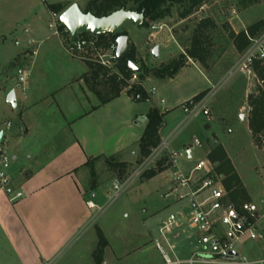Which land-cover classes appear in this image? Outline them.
I'll list each match as a JSON object with an SVG mask.
<instances>
[{"label":"rangeland","instance_id":"obj_1","mask_svg":"<svg viewBox=\"0 0 264 264\" xmlns=\"http://www.w3.org/2000/svg\"><path fill=\"white\" fill-rule=\"evenodd\" d=\"M67 1L77 3L83 11L88 4V0H0V76L3 77L6 73L17 75L18 68L28 64L26 61L22 62L20 56L31 47L28 44L29 39L32 38L39 43L40 39L50 37L52 39L48 43H58V38L52 37L53 29L49 27L50 5ZM187 6L188 1L181 5H174L172 16L158 23L174 26L173 31L186 51L191 44L197 24L205 18L213 20L214 26H210L207 30L208 56L204 63L193 60L202 67H207L205 69H209L210 75L218 76L211 87L216 86L219 89L209 101L210 113L212 114L213 111L215 119L210 121L211 127L207 128L208 117L201 113L179 127L185 116L182 110L178 118L175 117L176 119L168 122V126L161 131L160 144L164 140L169 141L167 151L180 152L178 167L184 173H189L201 160L209 157L210 147L214 149L218 143L217 146H222L228 152V157L255 196L254 199L264 197V146L260 148L255 144L248 118L250 111L248 96L251 91L242 73L229 78L231 68L246 49L239 51L236 48L230 32L239 33L247 30L257 21L264 20V3L260 1L258 4L245 8L240 6L239 0H206L188 18L181 19L180 12ZM167 25L153 31L150 25L138 26L133 21L124 23L123 27L130 36V44H133L136 49L138 66L141 67L144 64L149 68L161 67L171 55L176 53L177 46L171 38ZM153 32L156 34L151 39L150 34ZM62 38L68 49L66 37ZM160 42L163 45L161 56L155 57L153 48L160 45ZM100 51L107 50L102 48ZM39 52L41 54L35 60L42 59L44 54L41 49ZM180 55L177 54L171 60L179 58ZM72 56L86 62L97 63L95 61L97 52L93 50ZM45 60L50 66L55 64L52 59L53 62H50V58ZM188 60L189 58L186 61ZM32 61L33 58H29L28 62L32 63ZM193 68H187L185 71L192 72V76L176 86V88H182L184 93L198 88L199 83L202 82L201 75H198ZM110 70L119 72V69ZM151 76L154 75H148L145 83L147 88H156L157 95L154 101L158 103L160 98L165 97L162 92L164 81L156 76H154L156 80H153ZM102 90L105 89L102 87ZM122 96L126 102H131L130 95L125 89ZM5 100L0 95V109L6 106ZM140 102L145 104L144 106L150 105L144 100ZM0 117L5 123L11 120V128L19 130V118L8 113H0ZM16 142L17 140H13L5 145V149L12 158L15 172L24 169L27 163L25 162L27 158H22L18 153ZM188 150H191V157L188 155ZM132 152L127 149L125 153L127 160L133 162L132 164L124 162L127 164L126 173H122L124 168L117 166L118 159L113 157L101 158L92 165L95 174L90 178L89 186L95 184L96 188L93 192L89 191L87 197L93 198L95 193L96 197L93 199L97 207L92 209L91 219L59 252L53 264H162L163 257L155 245L157 239L163 241L171 257H174V254L179 257L191 254L196 242L187 240L182 233L183 230L191 231L187 219H183L182 215L188 214L189 204L187 201L176 203L173 195L167 198L164 196L172 188V169L168 167L167 153H164L162 159L150 167L156 170L160 163H163L166 169L149 179H144V175L132 177L141 165L138 163L140 157L136 161ZM131 177L130 184L116 196L117 190L114 188L116 180H119V184H123ZM170 214H176L183 225L167 236L170 241L166 243L161 236L160 227ZM99 234L104 235L108 241L102 251L98 248ZM171 244L176 245L174 252L169 250L168 246ZM245 250L248 251L250 248ZM15 251V248L6 240L4 230L0 229V264H19ZM254 253L252 252V257H262L261 254Z\"/></svg>","mask_w":264,"mask_h":264},{"label":"crops","instance_id":"obj_2","mask_svg":"<svg viewBox=\"0 0 264 264\" xmlns=\"http://www.w3.org/2000/svg\"><path fill=\"white\" fill-rule=\"evenodd\" d=\"M167 26L177 51L165 62L177 54H185L173 31L174 26ZM52 37L58 38L57 44L48 43L52 39L50 37L40 39L35 46L29 44L32 38L28 40L31 47L20 56L22 62L28 63L25 65L28 66V76L24 83L19 81L16 73L0 76V95L6 99V106L1 107L0 113L20 119L19 130H13L12 121L5 123L0 117V131L4 133L1 145L5 147L6 143L17 140L18 153L28 159L25 158L24 169L15 172L11 166L10 170L15 186L24 190V197L12 202L0 189V229L4 230L6 240L15 248L19 264L47 263L84 228L93 215V208L87 203L96 197L95 193L93 198L87 197L88 192L96 188L95 184L89 186L90 178L95 174L92 165L101 158L110 157L132 164L125 155L127 149L133 151L136 161L139 159V142L147 122L139 125L136 120L142 119L152 107L166 112L161 135L168 122L181 114V105L211 88L218 78L210 75L209 69H205L207 67L189 58L175 76L160 78L164 81L162 92L165 97L158 103L154 101L157 93L151 101H146L149 106L131 96V102H126L122 96L124 91L120 96L101 103L100 96L88 83L90 68L87 62L72 56L62 37L56 34ZM37 45L38 53L34 56L32 50ZM162 48L160 42V56ZM40 49L44 55L42 59L35 60L41 54ZM29 58H33L32 63L28 62ZM45 58H50V62L54 60L55 64H46ZM190 67L201 75L202 82L186 94L176 86L192 76V72H185ZM151 78L156 80L154 76ZM146 79L144 86L147 88ZM13 88H17V108L7 102V95ZM213 119L212 111L207 128L211 127ZM9 122L11 125L8 127ZM212 149L210 147L208 154ZM240 178L250 200L263 198L256 197L255 200ZM248 246L250 255L252 252L263 254V241Z\"/></svg>","mask_w":264,"mask_h":264},{"label":"built area","instance_id":"obj_3","mask_svg":"<svg viewBox=\"0 0 264 264\" xmlns=\"http://www.w3.org/2000/svg\"><path fill=\"white\" fill-rule=\"evenodd\" d=\"M60 16L61 13L51 11L49 27L57 36L66 37L68 51L72 55L93 50L97 52L95 61L98 64L109 69H119L116 59L117 43L105 48L106 52H101L103 47L97 46V35L78 33L72 36L70 30L61 23ZM163 26L164 24L153 22L150 24V29L160 30ZM155 34L151 33L150 38L153 39ZM246 34L249 44L231 68L229 78L242 73L245 75L249 90L253 93L259 89L264 90V29L255 34H250L246 30ZM29 44L35 46L37 42L31 39ZM37 53L38 45L32 50L34 56ZM17 74L19 81L24 83L28 76V66L19 67ZM135 84L143 87L146 94L145 96L142 93L133 94L132 98L136 101H151L157 93L155 87L144 86V80L138 72H133L131 77L126 79L125 90H132ZM218 89L219 87L216 86L211 87L201 99H191L183 103L181 108L185 116L179 127L201 113L210 117L209 101ZM10 125L9 122L8 127ZM168 149L169 141L164 140L140 163V167L132 176L136 178L143 175L154 163L162 159L164 153H167L168 166L172 169V188L164 196L167 198L173 195L176 203L187 201L189 204L188 214L182 215L183 219H187L191 231L183 230L182 233L187 240L196 242V245L189 256L179 257L174 254V257H171L163 241L157 239L155 245L163 257L162 264H264V250L261 258H254L249 254V250H245L249 249V244L264 242V197L257 201L236 203L225 188V176L217 171L216 162L209 158L203 159L189 173H184L178 167L180 152L167 151ZM188 155L191 157V150H188ZM11 166L12 158L0 141V189L10 201L17 202L24 197L25 192L15 186L10 174ZM132 177L123 184H119V180H116L114 184L117 190L116 196L130 184ZM87 204L90 208L97 207L92 200ZM182 225L183 222H179L176 214H170L160 227L163 240L169 243L167 236ZM216 229L221 235L216 232ZM193 242L192 245H194ZM168 247L172 252L176 250V245L171 244ZM232 252H236L237 256L230 259L228 257L232 255ZM56 258L45 264H53Z\"/></svg>","mask_w":264,"mask_h":264},{"label":"trees","instance_id":"obj_4","mask_svg":"<svg viewBox=\"0 0 264 264\" xmlns=\"http://www.w3.org/2000/svg\"><path fill=\"white\" fill-rule=\"evenodd\" d=\"M188 1V6L184 11L180 12L181 19L188 18L194 13L195 9L202 6L206 0H88L87 8L85 12H92L98 17L106 16L114 11L125 9L143 13L145 21L143 26L150 25L153 22L162 21L172 16V9L174 5H181ZM264 0H239V4L242 7H250L258 4ZM73 2H64L50 5L51 11L58 13L64 12ZM210 26H214L213 20L210 18L202 19L196 26L194 34L191 38V44L186 49L185 54H181L179 58H174L168 63H164L158 68H149L146 65H142L141 72H138L142 80L148 75H154L159 78L173 77L176 73L185 65L188 58L197 60L204 63L208 56L207 41L209 39ZM264 27V20H259L247 28L248 32L252 34L257 33ZM128 34L127 32H125ZM234 44L239 51H243L249 44V40L246 34V30H242L239 33L230 32ZM87 35V33H84ZM117 34H105L97 35V46L107 48L111 44L116 43ZM135 46L129 44L127 52L124 54V61L137 62ZM90 71L88 72L87 80L92 90L101 98V103H106L118 96L124 91L126 86V79L130 78L133 74L129 70H120L118 73L112 72L109 68H106L98 63L87 62ZM102 87L105 90H102ZM208 90L201 92L195 96L194 100L201 99ZM132 96L133 94L142 93L145 96L143 87L135 84L133 89L127 91ZM249 111V125L253 135L255 144L258 147L264 146V90L259 89L257 92L250 93L248 96ZM166 112H162L157 107H152L150 111L143 116V119L147 122L144 133L140 139V159L138 163H141L146 157H148L152 150L159 146L161 142L160 129L164 123V117ZM209 159L217 163V171L224 174V185L229 192L231 198L236 203L249 201L250 198L247 191L241 181L239 174L233 166L230 158L228 157L225 149L222 146H216L209 154ZM117 166H122L124 169L122 173H126L127 164L124 162H118ZM169 167V166H168ZM166 168L163 163H160L158 169L153 168L146 170L143 175L144 179H149L155 176L158 172L164 171ZM108 244L104 235L99 234L98 248L102 251Z\"/></svg>","mask_w":264,"mask_h":264},{"label":"water","instance_id":"obj_5","mask_svg":"<svg viewBox=\"0 0 264 264\" xmlns=\"http://www.w3.org/2000/svg\"><path fill=\"white\" fill-rule=\"evenodd\" d=\"M61 23L70 30L72 36L78 33H88L92 35H105V34H117V50L116 59L117 65L120 70H129L132 72H141L142 68L136 64V62L124 61V54L127 52L130 44V36L126 34L123 27L127 21H133L138 26H143L145 16L143 13L136 11L120 9L112 12L109 15L98 17L92 12L83 11L77 3H73L69 6L60 16ZM160 45H156L153 48V55L155 57L160 56ZM7 102L12 107H18L17 88H13L7 95ZM145 120L138 119L136 124L141 125ZM3 131H0V141L3 137ZM216 232L220 234V231L216 229ZM232 255L228 258L233 259L237 256L236 252H232Z\"/></svg>","mask_w":264,"mask_h":264}]
</instances>
